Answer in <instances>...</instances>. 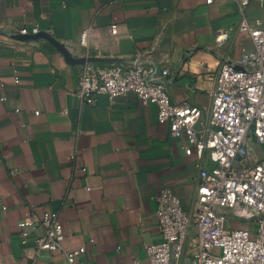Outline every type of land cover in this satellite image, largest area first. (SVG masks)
<instances>
[{
  "label": "crops",
  "instance_id": "crops-1",
  "mask_svg": "<svg viewBox=\"0 0 264 264\" xmlns=\"http://www.w3.org/2000/svg\"><path fill=\"white\" fill-rule=\"evenodd\" d=\"M263 14L256 0L246 10L249 21ZM238 19L235 0H0V31L36 23L49 33H0V264H66L60 250L36 254L40 222L18 225L44 208L57 213L62 245H84L92 264H148L147 245L161 239L156 197L168 187L194 207L197 156L133 92L82 104L81 67L139 54L168 69L172 100L207 110L220 60L239 67L252 47Z\"/></svg>",
  "mask_w": 264,
  "mask_h": 264
},
{
  "label": "built area",
  "instance_id": "built-area-1",
  "mask_svg": "<svg viewBox=\"0 0 264 264\" xmlns=\"http://www.w3.org/2000/svg\"><path fill=\"white\" fill-rule=\"evenodd\" d=\"M252 1L235 0L239 12L235 27L251 38L252 47L241 53L239 67L220 60L207 110L187 100H172L165 79L168 69L139 54L105 57L81 67L73 94L82 104L93 105L99 94L113 99L133 92L143 104L154 103L157 121L168 125L171 136L185 140V154L197 156L196 205L184 207L168 187L156 197L161 239L147 245L148 264H264V153L256 157L251 143L254 140L264 149V14L254 21L247 19ZM256 1L264 8V0ZM90 30L91 26L81 30V44L88 43ZM116 30V24H111V32ZM0 33L18 40L49 36L36 23ZM227 37V30L216 31V42ZM205 156L211 166L203 164ZM38 222L44 233L34 238L36 254L60 250L66 264H92L84 245L69 249L62 245L56 212L44 208L40 218L21 220L18 225ZM236 222L241 226H234Z\"/></svg>",
  "mask_w": 264,
  "mask_h": 264
},
{
  "label": "rangeland",
  "instance_id": "rangeland-1",
  "mask_svg": "<svg viewBox=\"0 0 264 264\" xmlns=\"http://www.w3.org/2000/svg\"><path fill=\"white\" fill-rule=\"evenodd\" d=\"M251 143L253 144V147H254V149H255L256 157H260V156H262L263 153H264V149H263V147H262L260 144H258L256 141H254V140H252ZM256 157H255V158H256ZM253 160H254V159H253ZM233 225H234V226H241V224H240L239 222H236V223H234ZM218 250H219V249L215 248L213 251H214V253H218Z\"/></svg>",
  "mask_w": 264,
  "mask_h": 264
},
{
  "label": "water",
  "instance_id": "water-1",
  "mask_svg": "<svg viewBox=\"0 0 264 264\" xmlns=\"http://www.w3.org/2000/svg\"><path fill=\"white\" fill-rule=\"evenodd\" d=\"M43 34V33H40V35ZM44 35V34H43ZM39 35H34L33 38L34 39H38ZM47 38H49V36L46 35ZM105 59H108V58H102L101 60H105Z\"/></svg>",
  "mask_w": 264,
  "mask_h": 264
}]
</instances>
